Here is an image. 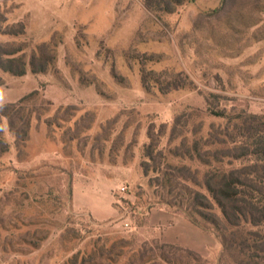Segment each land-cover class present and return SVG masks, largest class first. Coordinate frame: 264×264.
Masks as SVG:
<instances>
[{"label":"rangeland","instance_id":"1","mask_svg":"<svg viewBox=\"0 0 264 264\" xmlns=\"http://www.w3.org/2000/svg\"><path fill=\"white\" fill-rule=\"evenodd\" d=\"M0 14L5 25L25 27L17 37L0 35V43L20 47L26 61L53 57L44 73L0 70V107L14 105L30 124L17 145L3 123L9 152L0 158V264H69L72 254L99 247L119 256L97 264H128L131 248L160 239L159 229L146 225L148 211H177L159 204L170 201L163 173L187 167L192 182L174 180L175 193L208 196L193 181L213 167L175 156L183 126L192 146L200 127L207 133L224 125L209 105L264 115V0H184L173 13L148 10L143 0H0ZM143 70L153 73L150 91ZM179 74L183 88L159 90L155 79ZM162 126L151 161L147 131L157 135ZM122 185L125 194L118 193ZM215 239L209 264H218L223 250ZM230 252L222 264L242 260Z\"/></svg>","mask_w":264,"mask_h":264},{"label":"trees","instance_id":"2","mask_svg":"<svg viewBox=\"0 0 264 264\" xmlns=\"http://www.w3.org/2000/svg\"><path fill=\"white\" fill-rule=\"evenodd\" d=\"M143 1L146 8L155 13H173L174 9L184 2V0ZM5 22V17L0 14V35L17 37L25 33L22 23L5 25ZM21 51L20 47L10 43H0V70L15 77H22L27 74L28 69L33 74L44 73L53 62V57L46 53L32 55L30 60L26 61L23 55H19ZM152 75V72L144 70L142 72V83L147 91L151 90L153 84ZM155 80L159 85V90L163 93L181 89L186 82L180 74L168 82ZM208 114L224 122V125L218 128L213 127L207 133H202L200 127L198 131H194V134H198L199 138L192 146L187 138L189 130L184 125L181 133L183 137L179 145H176L175 152V156L182 160L197 161L203 167H213L211 171L203 175L200 182L196 178L193 181L194 185L205 190L208 196L201 191L194 192L192 197L181 192L175 193L178 183H174V180L181 179L185 184L190 180L192 182V179H189L190 175L187 174V167L177 168L178 174L175 172L163 173L165 176H163L164 180L161 186L167 190L170 201L163 198V201L159 203L169 208H175L177 211L174 212L163 207H159V209L181 213L180 215H183L194 225L219 238L223 250L220 253L218 264L223 263V257L226 255L230 259L233 258L230 252L233 250H236V254L242 257L238 264H263L264 242L260 237L261 233H264V115L246 111L230 114L225 110L215 109L212 105L208 107ZM5 120L8 122L10 131L16 137L17 145L25 143L30 126L29 120L21 116L19 111L15 110L14 105L0 107V158L9 152V145L4 136L3 123ZM177 128L178 120L171 128L173 138L178 131ZM164 129L165 127L162 126L161 133L157 135L152 127L147 131L149 142L145 145L144 150L145 156L151 161L156 159L155 152L158 149L160 137L164 135ZM234 164L238 166L233 167ZM226 166H228L227 169ZM183 186L185 187V185ZM70 193L72 194V189H70ZM115 207L119 208L117 204ZM215 210L218 211V215L214 212ZM151 211V209L148 211L147 217ZM200 218L211 227L202 223ZM8 241L12 242L10 239ZM28 242H31L30 245H34L32 241L28 240ZM34 247L36 248V245ZM130 250L133 255L128 264L210 263L208 258L193 250L165 243L160 239L152 246L144 245L137 250L134 248ZM115 256H119V254L114 249L99 247L90 254L81 255L80 252L72 254L69 257V264H97L98 260L113 259ZM80 258L81 262H79Z\"/></svg>","mask_w":264,"mask_h":264},{"label":"crops","instance_id":"3","mask_svg":"<svg viewBox=\"0 0 264 264\" xmlns=\"http://www.w3.org/2000/svg\"><path fill=\"white\" fill-rule=\"evenodd\" d=\"M75 185L73 187L74 202L76 200ZM111 204L114 211V214L111 217L113 218L116 215L115 208L113 207V200L111 201ZM90 212L92 216L97 219L95 214L92 211ZM147 226L159 229L161 241L183 246L195 251L203 257H207L210 254L211 248L217 247V242L213 235L194 225L183 215L166 209L152 210L147 217Z\"/></svg>","mask_w":264,"mask_h":264},{"label":"built area","instance_id":"4","mask_svg":"<svg viewBox=\"0 0 264 264\" xmlns=\"http://www.w3.org/2000/svg\"><path fill=\"white\" fill-rule=\"evenodd\" d=\"M127 191H128V189H127V186H126V185H122V186H120L119 189H118V193H119V194H125ZM128 225H129V224H126V227H127Z\"/></svg>","mask_w":264,"mask_h":264}]
</instances>
